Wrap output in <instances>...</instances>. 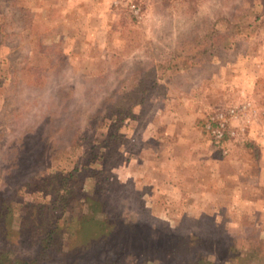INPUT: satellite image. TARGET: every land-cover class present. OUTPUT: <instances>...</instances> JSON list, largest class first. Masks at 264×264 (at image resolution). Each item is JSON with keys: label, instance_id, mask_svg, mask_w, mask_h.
I'll return each instance as SVG.
<instances>
[{"label": "rangeland", "instance_id": "1", "mask_svg": "<svg viewBox=\"0 0 264 264\" xmlns=\"http://www.w3.org/2000/svg\"><path fill=\"white\" fill-rule=\"evenodd\" d=\"M1 204L26 259L106 217L135 253H264V0H0Z\"/></svg>", "mask_w": 264, "mask_h": 264}, {"label": "trees", "instance_id": "2", "mask_svg": "<svg viewBox=\"0 0 264 264\" xmlns=\"http://www.w3.org/2000/svg\"><path fill=\"white\" fill-rule=\"evenodd\" d=\"M89 199V198H88ZM91 203L95 204L94 210L97 211L103 209L101 201L98 198H90ZM2 204L0 205V207ZM0 218L5 217V213H1ZM2 210H5L2 209ZM104 228H107V232L96 237V239L88 236L87 221L81 220L77 223L75 233L81 231L80 237H76L72 240L70 247L67 251L60 256H56L59 249L60 238L62 236L59 231V226L54 225L48 232L38 237L39 249L37 253L30 259L14 256L12 249L9 248L10 241L4 235L1 236L0 243V264H48L52 258L58 259V264H145L148 261H156V264H224L225 260L233 261L235 264H252V261L264 264V253L258 254L257 250L253 252L237 253L233 250L232 244L226 242L221 244L225 250V255L218 263L209 259L208 253L193 252L191 249L187 253H171L170 250H166L164 253H135L131 251V246H125L120 241H114L111 238L114 234L113 230L119 225L113 223L110 217L103 219ZM1 229L4 230L5 224L1 219ZM70 230V225H69ZM71 232V230H70ZM119 233V231H118ZM196 237L195 235L185 237L186 241H192L191 239ZM90 238V239H89ZM124 240V239H122ZM84 241V242H83ZM214 245H212L213 247ZM107 249L108 253H101ZM113 249V251H111ZM256 249V248H255ZM124 251H128L125 253ZM172 251V250H171ZM234 252V253H232ZM170 254V255H169ZM156 256V257H155ZM250 259V260H249Z\"/></svg>", "mask_w": 264, "mask_h": 264}, {"label": "built area", "instance_id": "3", "mask_svg": "<svg viewBox=\"0 0 264 264\" xmlns=\"http://www.w3.org/2000/svg\"><path fill=\"white\" fill-rule=\"evenodd\" d=\"M221 135L220 131L217 130V137H219Z\"/></svg>", "mask_w": 264, "mask_h": 264}]
</instances>
